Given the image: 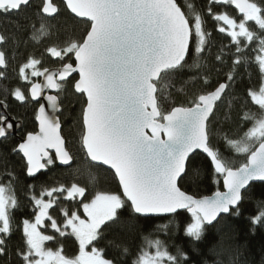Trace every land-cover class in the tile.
<instances>
[{"label":"snow or ice","instance_id":"6c2138e0","mask_svg":"<svg viewBox=\"0 0 264 264\" xmlns=\"http://www.w3.org/2000/svg\"><path fill=\"white\" fill-rule=\"evenodd\" d=\"M70 144L88 184H22ZM257 226L264 0H0V264H264Z\"/></svg>","mask_w":264,"mask_h":264},{"label":"trees","instance_id":"16d2710c","mask_svg":"<svg viewBox=\"0 0 264 264\" xmlns=\"http://www.w3.org/2000/svg\"><path fill=\"white\" fill-rule=\"evenodd\" d=\"M37 2H39V0H37ZM54 39V38H53ZM53 41L52 40H44L41 43H33L30 45L29 47V51L32 50H36L38 52H42L44 50V48L51 44ZM19 51H24L23 48H20ZM13 85L15 84V82H12ZM29 107L27 108H22L19 107L17 104H12L10 106L9 112L17 117L22 116H26L29 114ZM28 124V123H27ZM66 137L69 136V129H68V125L66 124L64 126V133H63ZM22 135V133H18L17 135H15L17 138H19ZM69 147L71 148L73 153H77V155L75 156V159L71 165V167H59L58 165L55 166H51L50 169L47 170V175L46 173H44V175H39L38 179L33 180L31 178H28L26 181H22L23 183H28V184H39L41 182H51L53 180H60L61 182L67 181L68 183L72 182L73 179H75V181L80 182V184L85 185L88 184V170L90 168H92L93 172H95L96 170L93 168V166L90 164V162L87 160L86 157H84L81 154H78V145L77 146H73L72 144L69 145ZM239 162V161H238ZM79 169V172H77L76 170ZM100 183L101 181L103 182L104 180V174L101 173L100 174ZM66 182V183H67ZM218 186L212 184L211 181H204L201 186L199 187V189L197 190L198 193L200 195H208L213 193L216 188ZM220 189H221V185H219ZM259 198V195L257 194V199ZM256 213V208L254 203L250 204V205H246V210H244V216L240 219V228L243 232H247L249 229V224L247 223L248 217L252 214ZM258 228V232L257 235L255 236V238L252 240V244H253V248L255 252H259L260 246L262 243H264V229L259 228V226H257ZM147 230H150L147 229ZM177 243H183V241L177 240ZM69 246L71 247V244L68 245V251L71 254V251L69 249ZM72 248V247H71Z\"/></svg>","mask_w":264,"mask_h":264},{"label":"flooded vegetation","instance_id":"af4514ba","mask_svg":"<svg viewBox=\"0 0 264 264\" xmlns=\"http://www.w3.org/2000/svg\"><path fill=\"white\" fill-rule=\"evenodd\" d=\"M46 66H49V67H52V66H55V65H53V64H51V63H49V64H46ZM42 102V101H41ZM29 107V114L28 115H26V116H20V117H17V116H15V115H13V114H11L9 111H8V113L10 114V115H12V116H14L15 117V119H19V120H21V122H22V126H21V128L16 132V134L15 135H17L18 133H22V135H24V133L26 132V131H29V130H33V128L34 127H36V122H34V120H33V118H32V107H33V105H29L28 106ZM28 123V124H27ZM21 135V136H22ZM57 165V164H56ZM50 168H51V166H50ZM49 168V169H50ZM48 170V169H47ZM47 170H45L44 171V173H46V175H47ZM69 249H70V251H72V248L69 246Z\"/></svg>","mask_w":264,"mask_h":264},{"label":"water","instance_id":"95a60500","mask_svg":"<svg viewBox=\"0 0 264 264\" xmlns=\"http://www.w3.org/2000/svg\"><path fill=\"white\" fill-rule=\"evenodd\" d=\"M41 101H42L43 103L46 104V102L43 101V99H42ZM46 107H47V105H46ZM8 115H9V119L12 120V122H13L14 125H16L17 123H19V126L16 127V129H15V133H14V135H15L16 132L21 128V126H22V122H21V120H19V119H13L14 116L10 115L9 113H8ZM72 163H73V162H72ZM57 165H58L59 167H65V166L59 165L58 162H57ZM44 171H45V170H44ZM220 190H223V188H222V184H221V189H220ZM211 194H212V193H211ZM211 194H208V195H211Z\"/></svg>","mask_w":264,"mask_h":264},{"label":"rangeland","instance_id":"374dc122","mask_svg":"<svg viewBox=\"0 0 264 264\" xmlns=\"http://www.w3.org/2000/svg\"><path fill=\"white\" fill-rule=\"evenodd\" d=\"M67 181H65V183H66ZM76 182H78V181H76ZM68 183V182H67ZM78 183H80V182H78ZM104 183V180H103V182L101 181V184H103Z\"/></svg>","mask_w":264,"mask_h":264}]
</instances>
